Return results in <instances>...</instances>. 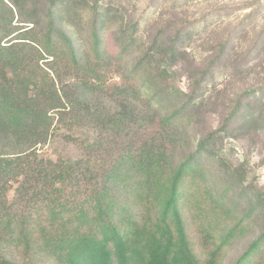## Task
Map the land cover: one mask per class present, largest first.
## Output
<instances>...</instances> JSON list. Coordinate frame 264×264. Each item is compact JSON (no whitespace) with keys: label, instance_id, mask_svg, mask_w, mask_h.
I'll return each instance as SVG.
<instances>
[{"label":"trees","instance_id":"1","mask_svg":"<svg viewBox=\"0 0 264 264\" xmlns=\"http://www.w3.org/2000/svg\"><path fill=\"white\" fill-rule=\"evenodd\" d=\"M125 14L0 0V264H264V189L223 155L264 137V81L229 98L226 41L203 64Z\"/></svg>","mask_w":264,"mask_h":264},{"label":"rangeland","instance_id":"2","mask_svg":"<svg viewBox=\"0 0 264 264\" xmlns=\"http://www.w3.org/2000/svg\"><path fill=\"white\" fill-rule=\"evenodd\" d=\"M4 1L8 3L10 0ZM104 1L125 8L127 20L144 22L146 37L164 26L170 27V31L181 26L185 33L192 32L194 35L188 40L190 47L187 51L190 57H195L203 64L213 59L218 47L226 41L228 51L221 65L227 69L217 71L214 81L216 88L223 89L229 98L247 88H255L264 81V35H260L264 29V0ZM105 47L113 54L117 50L108 32L105 35ZM249 53L251 59L242 62V58ZM240 62V67H236ZM246 66L249 68L245 69ZM178 84L185 88V78L180 77ZM259 135L238 143L227 141L223 155L230 160L243 159L248 181L252 180L264 189V137L262 132ZM69 150V154L76 155L72 148ZM233 256L235 253L231 251L228 258Z\"/></svg>","mask_w":264,"mask_h":264}]
</instances>
